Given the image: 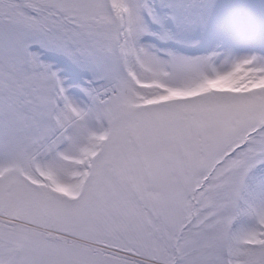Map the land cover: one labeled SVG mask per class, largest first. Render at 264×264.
<instances>
[{
    "label": "snow or ice",
    "instance_id": "1",
    "mask_svg": "<svg viewBox=\"0 0 264 264\" xmlns=\"http://www.w3.org/2000/svg\"><path fill=\"white\" fill-rule=\"evenodd\" d=\"M0 264H264V0H0Z\"/></svg>",
    "mask_w": 264,
    "mask_h": 264
}]
</instances>
